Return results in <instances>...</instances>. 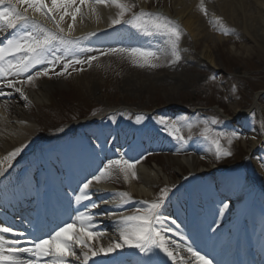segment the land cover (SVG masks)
<instances>
[{"label": "snow or ice", "instance_id": "1", "mask_svg": "<svg viewBox=\"0 0 264 264\" xmlns=\"http://www.w3.org/2000/svg\"><path fill=\"white\" fill-rule=\"evenodd\" d=\"M113 8L116 11L108 16L110 28L128 25L145 36L163 38V45L155 48L83 47L82 41L95 36L96 32L78 36L75 34L78 25L86 20L99 23L104 19L103 9ZM135 8L136 4L128 0H0V96H10L15 92L30 104L26 89L35 87L37 81L59 79L70 76L72 72H82L85 64L91 67L101 56H126L133 67L140 69L154 70L179 64L182 60L180 42L184 35L180 25L160 13L144 10L137 13L133 11ZM197 8L205 17L209 16L205 0H199ZM209 23L222 35L235 34L222 18L213 17ZM93 52L97 55L80 57V53ZM58 67L61 70L57 71ZM210 79L215 80L216 77ZM5 88L12 91L5 92ZM110 119L115 122L114 118ZM145 119L143 115H137L135 123L141 124ZM157 123L181 145L188 142L182 134L184 129L190 132L194 126L183 119L169 121L163 117ZM202 123L204 126L200 135L212 146L216 159L230 157L231 145L240 139L239 134H229L210 127L220 123L217 119ZM224 141L227 147L222 143ZM22 151L23 147L16 148L0 160V176L12 166L11 162ZM140 162L124 156L108 160L79 185L73 197L77 206L75 215L49 234H33L27 239H20L26 236L25 232L17 231L10 224L0 223V264H90V261L97 264L96 258L110 256L125 248L135 249L145 256L153 253V250H159L172 264H213L190 245L185 248L167 238L166 233L177 235L163 223L170 219L163 214L172 191L167 186L160 190L154 200L136 202L142 206L135 207L131 215L121 213L116 221L115 238H108L105 243L108 233L101 229L97 221L113 213L96 210L101 204L108 203L123 207L132 202V197L128 192H120L114 194L118 199L102 198L97 202L94 196L104 191L100 186L116 175L122 176L125 183L138 179L136 167ZM228 207L227 203L223 204L221 216ZM171 223L179 228L174 219ZM180 239L185 237L181 235ZM183 252L189 253L193 259L184 256Z\"/></svg>", "mask_w": 264, "mask_h": 264}, {"label": "rangeland", "instance_id": "2", "mask_svg": "<svg viewBox=\"0 0 264 264\" xmlns=\"http://www.w3.org/2000/svg\"><path fill=\"white\" fill-rule=\"evenodd\" d=\"M197 1L199 0H196V3ZM210 1L205 0L209 10L208 17L197 12L198 19H200L198 26H200L201 38L195 39L186 28L180 26L186 35L184 32L180 42L182 60L179 64L154 70L140 69L133 67L126 56L119 54L101 56L99 60L93 62L91 67L85 64L84 71L72 72L70 76L59 78L63 81L62 87L55 86L49 90L47 102L29 109L26 118L36 123L34 136L40 137L48 132H54L65 124L91 117L94 112L98 113L97 116L106 111H114V114L96 125L98 130L115 129L117 121L118 130L121 133L127 132L137 137L143 132H152L153 130H149V128L154 125L156 130L164 133L169 140L176 143L179 149L186 150V154H194L190 145L195 143L196 149L199 151L198 169L213 171L216 167L218 169L234 167L238 170L236 175L240 186L242 185L241 190L246 193L252 192L254 188L252 183H249L250 186L245 188L249 179L247 175L252 169L254 173H258V178H264V172L259 171V167L253 166L257 163V165L261 164V157H254L248 162L250 169L239 165H242L244 160L246 161L249 157L253 137H256L258 144L262 143L259 134V127H261L259 113L253 111L248 117L229 123L214 110L218 106V109H222L226 116L235 119L236 112H241L243 115L253 107L256 97H259L256 109H259L264 117V104L260 101L262 100L260 95L264 92V46L255 43L249 30L241 28L242 21L228 26L235 31V34L222 35L217 32L209 23L211 18L218 17L217 3ZM128 2L136 4V8L140 11L163 15L167 9L170 10L173 17L176 15L177 0H128ZM192 4L194 6V3ZM262 11L264 15V0ZM262 24L264 26V20H262ZM119 27V31L115 33L116 36L110 35L105 38H102L101 35L91 36L83 41L82 46L106 49L109 47L155 48L163 45V38L159 36H145L136 29L125 25V29L130 27L135 32L133 35L126 36L125 31H120L124 26ZM204 52L211 53L210 57L213 58L214 66L204 58ZM90 55H97V53H80L81 58ZM59 70H61L60 67L57 68V71ZM212 76H215L216 79L211 80ZM56 80L55 78L52 80L41 79L36 82L35 87H29V89L39 91L44 82ZM167 107L205 110L199 111L194 116H182L180 113L164 109ZM161 109L164 110L160 113H153L155 110ZM148 114L152 115L147 116ZM137 115H143L146 119L141 124H136L135 117ZM161 117L169 121L183 119L194 125L190 132L185 128L182 133L188 139L187 144L181 145L166 134L162 126L157 123ZM110 118H114L115 122ZM212 119H217L220 122L218 125H210L213 129L229 134L236 132L240 136V139L235 140L231 145L232 155L230 157L217 160L212 146L200 135L204 126L202 122ZM85 130L90 131L91 127H87ZM82 136L83 130L80 129L72 137V145L78 149L83 144L87 150L88 145L84 144ZM197 136L202 140H197ZM222 143L227 147L226 141ZM66 144L68 142H53L51 145H46L43 150L36 151L34 155L30 154L29 147H25L11 164L13 165L16 160L25 157L29 158V165H38L40 154L63 151ZM3 156L0 155V160L3 159ZM140 161L136 167L138 179L135 181L138 183H141L140 167L142 166L160 167L175 182L179 179L178 167L181 168V173L184 176L190 174L187 166L173 162V156L170 153L157 152L155 155H147ZM261 167L264 169V161ZM202 181H206V179L203 178ZM109 183L115 186L119 192L131 193L130 183H125L120 175L114 176ZM154 183L153 193L149 196L130 194L132 202L127 204V215H131L135 207L142 206L136 202L152 201L165 186L173 188L172 183L165 184L156 181ZM243 192L239 193L243 194ZM187 194V189H180L178 195L175 196V203H178L179 199L186 197ZM259 206L264 212V200L260 202Z\"/></svg>", "mask_w": 264, "mask_h": 264}, {"label": "bare ground", "instance_id": "3", "mask_svg": "<svg viewBox=\"0 0 264 264\" xmlns=\"http://www.w3.org/2000/svg\"><path fill=\"white\" fill-rule=\"evenodd\" d=\"M211 1L213 3H217L216 12L218 17L222 18L227 27L230 25L233 26L238 21H242L241 28L247 31L249 30L250 35L254 37L255 43H260L264 46V26L262 24V20H264L262 11L263 0ZM198 2L199 1L196 3V0H177L175 10L176 15L173 17L174 20L183 28H186L195 39L201 38L202 35L199 29L200 26H198V22H200L197 15V12H199L197 8ZM192 3H194V6ZM115 11L116 10L114 8L103 9V20L99 23H96L94 20H86L84 23L78 25L75 34L82 36L87 32H104V30H107L108 28L110 29L108 26V16ZM165 12L171 14L170 10L166 9ZM210 54L211 53L209 52H204L203 56L212 66H214V61L213 58L210 57ZM62 84L63 83L59 81L51 83L44 82L39 91H33L27 88L26 91L29 96V100L31 101L30 104L21 99L19 94L15 92H12L10 96H0V155H4L3 158L7 156L8 153L19 147H23V149H25V147H29L31 150L37 148L41 149L44 145H47L56 137L70 136L71 132L79 129V123H73L57 132L49 133L37 138L34 136V130L36 129L34 121L26 118V115L29 114L28 111L32 106L43 105L44 102L48 101L49 90L55 86L62 87ZM3 91L11 92L12 90L5 88ZM255 104L257 105V102H255ZM237 114L241 116L240 112H237ZM259 134H261L263 146L260 147L257 143L256 137H253L250 149L255 154H264V130L259 128ZM101 143V147L90 151L88 154H85L84 148H82L75 153L69 150L68 156L65 157V160H61V156H52L51 165L60 166V170L63 173L61 171L53 172L52 170H46L47 174L43 173L42 176H38V178L35 177V179L28 174L24 176H17L16 171H18L25 164V161L24 158L16 160L13 163V166L8 168L4 175L0 176V178H2V181H0V223H6L10 224L12 227H17L19 225L18 223L21 221L19 216L13 214V205L8 202L9 198L4 196L2 192H12V194L16 195L15 197H17V201L20 202L22 200L25 201V199L20 200L18 195H22L23 193L21 192H24L25 189L26 195H29L28 193H30L35 197V206H37V211L44 214L51 208V204L55 201L53 191L55 190L56 194L59 193L55 186L58 184L69 183V181H62L64 178L63 174L65 172L69 173V170H72L71 173H74L73 177L77 179V181L80 179L83 181L86 178L91 177V172H95L98 162L97 160H100V158L102 159V156H106L107 152H110L112 148H114L116 153H125L130 156L137 155L139 150L138 148L133 149L127 147V145L122 146L120 141L115 139V136L113 137L112 133L109 132L103 133ZM177 155L178 154L176 152L173 162L178 163L179 165H185L190 170V174L184 176L181 173V168L178 167L177 170L180 174L177 182L170 178L163 169L149 168L146 166L140 167L141 183H138L135 180L129 182L131 194L137 193L144 197L153 193L155 185L154 181L164 182L165 184L172 183V191L170 192L169 199L163 209V214L170 219L164 221L163 223L166 227L173 229L177 235L166 233L169 241H175L176 244L185 248L190 245L193 249L200 252L201 255L212 248L214 244H219V246L223 249L227 248L230 256L240 259V264H250V260L256 253H259L260 257L264 256V222L254 217L251 219L250 226L244 227L240 225L244 220V213L250 204L261 198L264 199V178H262L263 181L260 182L257 192L250 199H245L242 195L234 193L232 195L231 191H226L229 186L232 188L233 181H229L228 185H218V187L212 183H202V180L200 179L206 177V173L203 169H198L199 161L196 156L179 159L177 158ZM45 175L48 176V180L45 181L46 183H50V187L48 184L43 182V185H47L46 193H40V190L38 189L39 181L43 179V176ZM250 175L251 177L255 176L252 170ZM227 176L230 177V173ZM194 181H200L201 186L199 188H197L198 186L194 187ZM100 187L104 189V191L94 196V200L99 202L102 198L109 200L118 199V197L114 194L119 192L115 190V187L111 183L103 184ZM182 187L189 190L192 202L186 204L183 200L180 204H175L172 197L178 193ZM63 192L62 195L66 194ZM226 196L229 199L228 201L224 198ZM72 198L73 194L68 193L64 196L65 200L63 201L67 208L69 210L71 209V217L75 215L77 206L74 201L72 202L73 206H70V202L67 203L66 200H71ZM225 203H227L229 207L225 210L224 215L221 216L220 210ZM244 206L245 208L241 212L240 210ZM207 207L210 208V211H207ZM126 208L127 204L123 207H117L112 203H108L101 204L100 208L96 210L97 212L107 211L109 213H113V215L98 218L97 221V223L100 224L101 229L108 233V236L105 238V243L108 238H115L117 234L116 221L119 219V215L121 213L127 215ZM179 217L181 219L180 222L184 224V227L179 225V228L176 227L174 229V224L171 223V220H175V218ZM192 227H196L194 228L196 234L189 236V233L191 232H189L188 229H191ZM213 227L217 229L216 232L212 230ZM223 229L225 230L222 231ZM181 235L184 236L185 239L181 240ZM202 235L205 237L203 240L201 239ZM20 239L23 238L20 237ZM216 240L217 242H215ZM238 243L240 249L237 247ZM172 247H175V245H172ZM242 248L244 250H242ZM122 251L131 252L135 255L136 263L133 264H154L157 257L160 255L165 256L162 252H159V250H153V253L147 256L141 255L135 249L125 248ZM243 252L246 253L245 256H243ZM183 255L188 257L190 260L193 259L187 252H183ZM108 257L111 258L112 256L110 255L96 258L97 264H109V260L105 259ZM166 259L170 264H172L167 257ZM261 260L263 259L261 258ZM90 264H93V262L90 261ZM226 264H232V261L227 260Z\"/></svg>", "mask_w": 264, "mask_h": 264}]
</instances>
